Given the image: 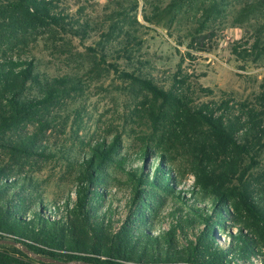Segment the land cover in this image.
I'll list each match as a JSON object with an SVG mask.
<instances>
[{"label": "rangeland", "instance_id": "374dc122", "mask_svg": "<svg viewBox=\"0 0 264 264\" xmlns=\"http://www.w3.org/2000/svg\"><path fill=\"white\" fill-rule=\"evenodd\" d=\"M52 1L66 31H16L11 20L0 21V61L32 60L39 79L56 82L60 90L41 113L43 126L21 124L7 134L14 139L35 134L45 156L25 157L0 147V167L29 177V190L54 210L53 202L74 201L76 164L90 147L116 139L113 159L133 161L147 152L149 164L158 158L169 161L172 176L179 178L178 190L191 188V150L203 141L207 128L196 127L170 97L192 110L227 99L256 104L264 94V51L258 53L255 46L260 38L264 47V0ZM146 80L167 97L154 95L142 83ZM256 156L250 182L264 171V150ZM250 164V158L243 159V166ZM104 170L110 178L100 189L111 192L107 199L124 221L130 196L126 178L113 163ZM162 196L160 214L151 216L152 233L169 224L172 198ZM227 227L228 232L236 230Z\"/></svg>", "mask_w": 264, "mask_h": 264}, {"label": "trees", "instance_id": "16d2710c", "mask_svg": "<svg viewBox=\"0 0 264 264\" xmlns=\"http://www.w3.org/2000/svg\"><path fill=\"white\" fill-rule=\"evenodd\" d=\"M51 2L0 0V21L11 20L16 31H66ZM256 39L261 53L262 40ZM55 83L41 81L32 60L0 61V147L25 157L45 156L35 134L15 139L7 134H14L21 124L43 126L41 113L60 93ZM142 83L154 95L167 97L150 81ZM29 89L35 93L29 94ZM170 99L196 127L207 128L203 141L191 150V188L178 190L179 178L172 176L169 161L158 158V163L149 164L147 152L133 161L113 159L119 148L116 139L90 147L76 164L74 201L53 202L54 210L29 190V177L0 167V264H264V171L253 182L249 175L257 165L256 155L264 150V94L254 105L227 99L194 110L178 97ZM245 158H250V165L243 166ZM108 162L123 173L130 189L124 221L107 199L111 192L100 189L110 178L104 170ZM163 194L172 198L166 212L169 224L152 233L151 216L160 214ZM227 225L236 230L228 232Z\"/></svg>", "mask_w": 264, "mask_h": 264}, {"label": "water", "instance_id": "95a60500", "mask_svg": "<svg viewBox=\"0 0 264 264\" xmlns=\"http://www.w3.org/2000/svg\"><path fill=\"white\" fill-rule=\"evenodd\" d=\"M41 259V258H40ZM41 260H43V261H45V262H50V263H55V261H52V260H46V259H41ZM59 264V263H58Z\"/></svg>", "mask_w": 264, "mask_h": 264}]
</instances>
